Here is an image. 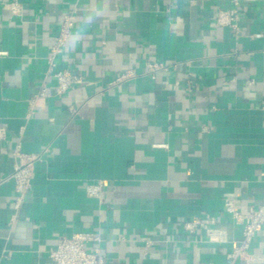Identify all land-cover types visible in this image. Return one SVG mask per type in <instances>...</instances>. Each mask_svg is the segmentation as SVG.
Listing matches in <instances>:
<instances>
[{"label": "crops", "instance_id": "0c3cea01", "mask_svg": "<svg viewBox=\"0 0 264 264\" xmlns=\"http://www.w3.org/2000/svg\"><path fill=\"white\" fill-rule=\"evenodd\" d=\"M13 1L0 0V264H55L58 238L85 230L106 264L225 263L242 236L225 198L264 203V0H241L236 29L216 22L230 0H17L21 14ZM148 59L167 69L151 77ZM63 68L84 82L59 96ZM17 149L43 154L18 209ZM101 180L105 203L86 192ZM251 247L264 251V226Z\"/></svg>", "mask_w": 264, "mask_h": 264}, {"label": "built area", "instance_id": "2783aa9c", "mask_svg": "<svg viewBox=\"0 0 264 264\" xmlns=\"http://www.w3.org/2000/svg\"><path fill=\"white\" fill-rule=\"evenodd\" d=\"M241 0H230V6L221 8L217 14L218 25H228L233 29L238 27L240 17ZM13 14L22 13V4L19 1H13L8 4ZM76 8L65 14L61 21L59 32L51 46V53L48 56L49 62L62 52L66 42L71 37L73 27L75 25ZM4 52L0 51V55ZM146 72L155 77L160 70L167 69L164 62L148 59L145 64ZM136 75L134 70L130 69L120 74L116 78V82L132 78ZM52 77L56 80L55 94L61 96L66 93L72 86L80 85L84 82V77L69 68H63L52 72ZM49 92L43 82L36 96H46ZM72 112H77L75 107L71 106ZM14 156L19 158V162L15 164L14 171L10 178L15 181L16 202L15 207L21 206L26 194L31 189L32 179L36 163L43 160V154H25L17 149ZM107 182L101 180L99 182H90L86 185V192L89 196L96 197L100 203L106 202L108 191L106 190ZM224 208L229 212L235 224L242 227V236L238 241L234 242L233 249L227 255V261L223 264H264V251L252 249V242L258 231L264 226V203L258 206H251L247 212H241L233 198H225ZM206 223L214 225L217 219L208 215L205 219ZM204 224L200 218H194L192 221L185 223V228L191 232L196 227ZM211 239L217 237L220 230L214 227L208 228ZM101 238L93 231H78L71 236H61L58 238L57 246L52 250L51 257L55 264H106V257L99 248ZM94 244L93 248L89 244Z\"/></svg>", "mask_w": 264, "mask_h": 264}]
</instances>
